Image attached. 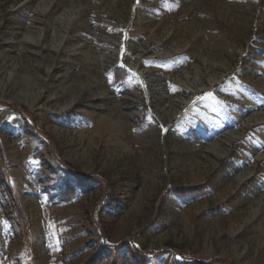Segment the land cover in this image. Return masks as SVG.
<instances>
[{"label": "rangeland", "instance_id": "1", "mask_svg": "<svg viewBox=\"0 0 264 264\" xmlns=\"http://www.w3.org/2000/svg\"><path fill=\"white\" fill-rule=\"evenodd\" d=\"M0 264H264V0H0Z\"/></svg>", "mask_w": 264, "mask_h": 264}, {"label": "snow or ice", "instance_id": "2", "mask_svg": "<svg viewBox=\"0 0 264 264\" xmlns=\"http://www.w3.org/2000/svg\"><path fill=\"white\" fill-rule=\"evenodd\" d=\"M142 83V82H141ZM205 96L209 97V98H212V93H205ZM202 98V97H201Z\"/></svg>", "mask_w": 264, "mask_h": 264}, {"label": "bare ground", "instance_id": "3", "mask_svg": "<svg viewBox=\"0 0 264 264\" xmlns=\"http://www.w3.org/2000/svg\"><path fill=\"white\" fill-rule=\"evenodd\" d=\"M17 100L19 101V100H20V98H17Z\"/></svg>", "mask_w": 264, "mask_h": 264}]
</instances>
